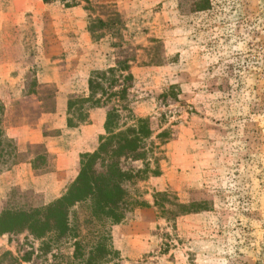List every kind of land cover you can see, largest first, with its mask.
<instances>
[{"label": "rangeland", "instance_id": "1", "mask_svg": "<svg viewBox=\"0 0 264 264\" xmlns=\"http://www.w3.org/2000/svg\"><path fill=\"white\" fill-rule=\"evenodd\" d=\"M42 2L0 0V7H13V26L0 38L24 44L28 91L42 103L22 120L0 99V173L23 159L6 135L9 124L35 121L60 101L56 82L42 83L38 73L56 72L70 83L68 104L71 95L87 97L92 70L115 65L118 39L108 32L94 40L87 24L90 13L107 18L117 12L124 46L136 54L125 103L136 117L149 118L152 131L140 144L144 160L122 157L121 167L136 174L149 163L159 174L139 172L124 182L120 223H88V203L76 205L72 235L43 243L27 230L6 233L0 254L33 251L21 264H90L97 231L105 230L113 253L99 264H264V0H91L92 12L86 2ZM109 105L100 106L106 112ZM78 106L86 116L91 102ZM121 113L124 128L133 123ZM37 150L41 164L52 167L54 157ZM17 188L9 206H44L33 190ZM177 204L186 210L176 213ZM76 241L81 250L75 256Z\"/></svg>", "mask_w": 264, "mask_h": 264}, {"label": "trees", "instance_id": "2", "mask_svg": "<svg viewBox=\"0 0 264 264\" xmlns=\"http://www.w3.org/2000/svg\"><path fill=\"white\" fill-rule=\"evenodd\" d=\"M49 3L54 0H43ZM65 3V6L72 7L79 5L82 2L87 4L84 6L86 10L92 12L95 6L91 0H60ZM103 7V6H99ZM124 24L117 12H111L107 18L93 17L90 13L87 30L94 40L104 37L108 32H111L118 41L113 43L116 47L115 65L107 70H92L88 88L89 94L87 97L76 98L70 96L68 101V119L69 126L78 125L86 121L88 115H84L81 107H75V104L83 102H91V108L102 104L109 103L107 106L105 131L106 135L101 136L100 144L94 152L81 154L80 170L75 180L70 184L67 191L58 199L51 203L35 208L20 207L15 208L9 206L14 202L18 188H14L10 193L9 203L0 213V235L6 233L22 232L27 230L35 239L42 240L45 243L46 239L57 236L72 235L76 228L70 223V214L72 208L76 205L88 203L90 208V216L88 223L104 225L107 221L120 223L125 218L126 210V190L124 182L129 181L139 172L159 174V167L153 170L149 163L138 172L124 170L121 167L120 159L122 157L133 156L136 159L145 158V152L140 150V144L145 137H148L152 131L150 128V120L147 117H136L132 110L127 107L128 85L134 80L131 66L136 60V54L133 48L124 46L123 30ZM119 87L118 89H115ZM125 103V104H124ZM4 106L0 102V122L3 115ZM122 110L127 111V120L131 119L133 123L127 124L124 122ZM71 111L76 114L71 115ZM123 127V128H122ZM2 131L0 129V139ZM165 132H161L158 136H163ZM1 145V140H0ZM1 157V154H0ZM151 169V170H150ZM158 195H166L164 192H158ZM178 212L186 210L183 204H177ZM164 212L174 211L165 210ZM100 230L97 232L101 237L96 244L89 250L88 260L90 264H99L104 262L113 250L106 245L109 237L107 231ZM48 245V243H46ZM49 248V247H47ZM41 249V248H40ZM47 250V249H46ZM81 250V243L75 242L74 255H78ZM116 253V251H114ZM31 252H25L21 257L10 250L0 254V264H21L23 260H30Z\"/></svg>", "mask_w": 264, "mask_h": 264}, {"label": "crops", "instance_id": "3", "mask_svg": "<svg viewBox=\"0 0 264 264\" xmlns=\"http://www.w3.org/2000/svg\"><path fill=\"white\" fill-rule=\"evenodd\" d=\"M24 5L26 9L27 2H24ZM12 14L13 7H0V33L13 26L10 23ZM27 59L28 54L21 41L0 38V99L5 103L7 111L11 110L19 115L22 113L20 115L22 120L27 115H29L27 119H31L30 116L42 104L35 93L28 91ZM37 76L42 83L56 82L60 101L55 111L43 112L35 121L26 120L9 124L6 135L13 138L20 147L18 155L15 156L23 159L11 169L0 173L2 209L9 201L12 190L17 187H21V190H33L44 199L42 202L44 206L60 198L79 173L81 154L97 150L101 136L106 133L104 125L107 110L105 112L101 106L92 107L88 110L86 121L69 126L66 102L74 89L70 90L68 86L70 83L62 82L56 72H53L52 76L46 73H38ZM88 94L89 88L86 89L85 95ZM39 147H43L46 154L54 157L52 167L48 168L46 163L41 164L42 159L37 150Z\"/></svg>", "mask_w": 264, "mask_h": 264}]
</instances>
